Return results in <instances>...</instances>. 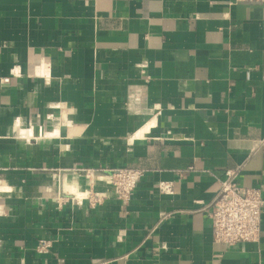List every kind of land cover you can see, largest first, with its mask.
<instances>
[{"label": "crops", "instance_id": "0c3cea01", "mask_svg": "<svg viewBox=\"0 0 264 264\" xmlns=\"http://www.w3.org/2000/svg\"><path fill=\"white\" fill-rule=\"evenodd\" d=\"M226 170L264 197V4L0 0V264H264V206L213 241Z\"/></svg>", "mask_w": 264, "mask_h": 264}, {"label": "built area", "instance_id": "2783aa9c", "mask_svg": "<svg viewBox=\"0 0 264 264\" xmlns=\"http://www.w3.org/2000/svg\"><path fill=\"white\" fill-rule=\"evenodd\" d=\"M234 3H258L264 4V0H233ZM10 78L2 79L8 83ZM86 173L93 176L92 170ZM144 170L139 168L119 167L109 170L110 186L116 198L122 203H127ZM157 188L160 192L171 193V184L159 182ZM91 189V188H90ZM88 190V189H87ZM93 190H88L87 196L91 198ZM83 200L77 198V201ZM264 197L262 191L254 186H242L237 181V174L232 170L224 172V178L220 180L217 196L207 207V215L211 221L212 238L214 242L234 245L241 242H254L258 240ZM52 246L50 240H43L37 251L47 253Z\"/></svg>", "mask_w": 264, "mask_h": 264}, {"label": "bare ground", "instance_id": "6f19581e", "mask_svg": "<svg viewBox=\"0 0 264 264\" xmlns=\"http://www.w3.org/2000/svg\"><path fill=\"white\" fill-rule=\"evenodd\" d=\"M141 134V133H140ZM143 135V134H142ZM100 174V173H99ZM70 177V176H68ZM71 179V178H70ZM94 179V178H93ZM81 180V179H80ZM91 182L93 183V180L91 179ZM91 183V184H92ZM96 184V183H95ZM101 186V185H99ZM3 187L4 185H0V190H3ZM81 187V186H80ZM99 188V187H98ZM92 189V188H91ZM65 190L70 192V193H73L76 195L77 198H84L85 196H87L88 194V190L87 189H82L79 188V186L75 185V184H66L65 185ZM97 190V189H96ZM111 192V191H110ZM110 194V193H109ZM80 200V199H79Z\"/></svg>", "mask_w": 264, "mask_h": 264}, {"label": "rangeland", "instance_id": "374dc122", "mask_svg": "<svg viewBox=\"0 0 264 264\" xmlns=\"http://www.w3.org/2000/svg\"><path fill=\"white\" fill-rule=\"evenodd\" d=\"M86 179L88 180V183H89L87 189L88 190H93V189H90V188H92V184H90V181H89L90 180V177L89 178H86Z\"/></svg>", "mask_w": 264, "mask_h": 264}]
</instances>
